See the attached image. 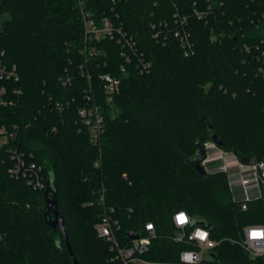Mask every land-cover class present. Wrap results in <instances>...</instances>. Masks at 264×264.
<instances>
[{"label":"trees","instance_id":"16d2710c","mask_svg":"<svg viewBox=\"0 0 264 264\" xmlns=\"http://www.w3.org/2000/svg\"><path fill=\"white\" fill-rule=\"evenodd\" d=\"M177 14L195 43L189 58L174 35ZM86 15L98 28L104 20L122 28L151 71L141 75L117 38H87ZM152 24H162L166 42L154 39ZM2 51L0 60L19 74L0 80V126H17L7 146L54 174L80 264H115L95 231L106 206L115 209L123 244L154 224L157 236L139 255L148 262L177 264L182 251L197 249L171 239L183 210L205 223L214 243L216 258L201 264H264L241 241L245 228L264 225V200L243 210L224 173L203 177L189 163L191 150L214 134L225 151L264 162V0H0ZM103 75L121 80L111 103ZM90 90L105 116L99 147L78 115ZM10 167L0 164V264H74L61 233L45 222V191L12 178Z\"/></svg>","mask_w":264,"mask_h":264},{"label":"built area","instance_id":"2783aa9c","mask_svg":"<svg viewBox=\"0 0 264 264\" xmlns=\"http://www.w3.org/2000/svg\"><path fill=\"white\" fill-rule=\"evenodd\" d=\"M178 18V28L175 30V38L179 40L183 55L189 58L195 54V43L192 40L191 33L188 29L187 19L182 18L179 14L175 15ZM199 19L203 13L197 12ZM84 25L87 31V38L99 41L102 37H109L110 40H116L123 43V48L126 50L122 55L126 57L128 62L133 60L141 75H145L152 69V62L140 52L138 43L132 37H127V34L122 28L113 27L109 20H104L101 28L96 27L94 22L84 16ZM162 24L156 26L152 24L154 39L158 42H166L160 32ZM165 26V25H164ZM4 56L2 51L0 59ZM123 72L124 68H122ZM89 81L91 76L88 74ZM19 80L17 67L9 68L2 60H0V80ZM63 82L64 85L69 83ZM102 84L104 86L106 99L108 103L113 102L114 97L120 92L121 80L112 75H103ZM3 92H5L3 90ZM22 93L18 91L17 94ZM87 106L78 111V115L83 127L90 130V142L95 146H100V142L104 135L105 116L102 114L101 108L93 100V95L90 90L86 95ZM2 104H6L2 101ZM56 108L61 110L62 104H57ZM17 126L9 129L6 124L0 126V164L4 160L11 162V167L8 170L9 175L16 180H23L28 187L36 191H46L47 178L42 165H39L34 160H30L27 155L19 149L9 148V142L16 140ZM204 159L201 161V166L207 175H216L224 173L227 176L230 192L233 201L241 204L242 209L246 210L248 203L254 199L264 200V162L258 161L256 164H244L241 158L232 153L225 151L219 147L214 141L206 142L203 147ZM99 166V162L96 163ZM103 200V197H102ZM115 209L105 207L102 213L101 221L95 224V231L98 237L108 242L111 252L113 253L112 261L115 264H162L156 262H148L139 255L146 253L150 248L152 238L157 236L155 226L152 222L145 225L146 232L136 240H130V243L123 244L119 241L118 233L120 229L119 221L113 216ZM175 233L171 236L174 243H185L196 247L194 250H185L180 253V262L177 264H201V262L210 258V253L214 247V243L210 240L209 230L192 224V219L185 211L180 210L173 217ZM244 242L242 246L251 257L264 258V227L259 225H251L245 229ZM173 264V263H165Z\"/></svg>","mask_w":264,"mask_h":264},{"label":"water","instance_id":"95a60500","mask_svg":"<svg viewBox=\"0 0 264 264\" xmlns=\"http://www.w3.org/2000/svg\"><path fill=\"white\" fill-rule=\"evenodd\" d=\"M211 140L214 141L219 147H223L224 143L218 139L217 135H212ZM204 150L201 145H199L197 157L193 158L189 163L190 165L194 167V169L197 171V173L203 177H206L207 174L203 170L201 166V161L204 159L203 156ZM241 161L244 164L250 165V164H256L258 162L255 158H248V157H240ZM48 178H47V186L46 191L43 196V201L46 206V213L44 214L45 222L48 227L52 228L54 232L57 230L61 233V236L65 242V246H67V249L69 251V255L71 259L74 261V264H80L79 260L76 259L73 253L72 246L70 244V238L68 235V231H66V222L65 218L61 216L60 214V206L57 200V192L54 188V174L52 172H48ZM197 225L199 227H206L205 223L202 221H194L192 222L191 226ZM128 237L130 240H136L140 238L139 233L129 232ZM211 257L216 258L214 254H210Z\"/></svg>","mask_w":264,"mask_h":264},{"label":"rangeland","instance_id":"374dc122","mask_svg":"<svg viewBox=\"0 0 264 264\" xmlns=\"http://www.w3.org/2000/svg\"><path fill=\"white\" fill-rule=\"evenodd\" d=\"M88 92H90V91H88ZM202 148H203V147H202ZM191 152H192L191 155L193 154V156L197 157V153H195L193 150H191ZM259 226H263V227H264V225H262V224L259 225ZM245 229H246V228H245ZM244 233H245V230H244ZM243 239H244V238L242 237V239H241L242 242H243Z\"/></svg>","mask_w":264,"mask_h":264}]
</instances>
